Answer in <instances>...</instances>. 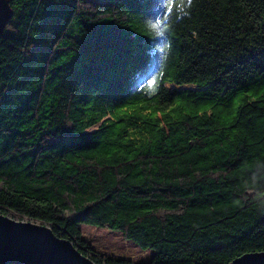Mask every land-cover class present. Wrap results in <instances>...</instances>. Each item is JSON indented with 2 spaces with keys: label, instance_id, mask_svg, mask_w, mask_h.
I'll use <instances>...</instances> for the list:
<instances>
[{
  "label": "trees",
  "instance_id": "obj_1",
  "mask_svg": "<svg viewBox=\"0 0 264 264\" xmlns=\"http://www.w3.org/2000/svg\"><path fill=\"white\" fill-rule=\"evenodd\" d=\"M9 3L0 215L94 264L264 251V0ZM80 226L152 257L99 254Z\"/></svg>",
  "mask_w": 264,
  "mask_h": 264
},
{
  "label": "water",
  "instance_id": "obj_2",
  "mask_svg": "<svg viewBox=\"0 0 264 264\" xmlns=\"http://www.w3.org/2000/svg\"><path fill=\"white\" fill-rule=\"evenodd\" d=\"M12 15L9 0H0V35ZM49 242L55 244V251ZM0 264L94 263L82 256L69 241L54 236L49 228L0 215ZM229 264H264V251L244 254Z\"/></svg>",
  "mask_w": 264,
  "mask_h": 264
},
{
  "label": "rangeland",
  "instance_id": "obj_3",
  "mask_svg": "<svg viewBox=\"0 0 264 264\" xmlns=\"http://www.w3.org/2000/svg\"><path fill=\"white\" fill-rule=\"evenodd\" d=\"M81 238L97 253L133 263L146 262L152 257L151 250H141L120 233L89 226H80Z\"/></svg>",
  "mask_w": 264,
  "mask_h": 264
},
{
  "label": "snow or ice",
  "instance_id": "obj_4",
  "mask_svg": "<svg viewBox=\"0 0 264 264\" xmlns=\"http://www.w3.org/2000/svg\"><path fill=\"white\" fill-rule=\"evenodd\" d=\"M187 3H188V4H191V3H192V0H187ZM167 7H168L169 9L172 8L171 0H169V3H168V5H167ZM250 95H251V94H250ZM252 98H253V99L264 98V91H261V92H260L259 97L253 95ZM236 103H237V104L239 103V99L236 101ZM262 107H264V105H262ZM117 115H118V116L125 115V112L122 110V111L119 112ZM233 136H235V132H233ZM49 246L53 249V251L56 250V246H55V244H54L53 242H49Z\"/></svg>",
  "mask_w": 264,
  "mask_h": 264
}]
</instances>
